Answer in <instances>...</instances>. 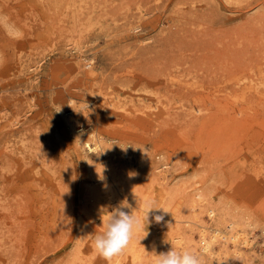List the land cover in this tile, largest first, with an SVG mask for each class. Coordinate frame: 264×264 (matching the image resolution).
I'll list each match as a JSON object with an SVG mask.
<instances>
[{
	"label": "rangeland",
	"instance_id": "rangeland-1",
	"mask_svg": "<svg viewBox=\"0 0 264 264\" xmlns=\"http://www.w3.org/2000/svg\"><path fill=\"white\" fill-rule=\"evenodd\" d=\"M124 201L140 225L107 260L93 238ZM197 221L252 244L209 257ZM171 246L264 264V0H0V264Z\"/></svg>",
	"mask_w": 264,
	"mask_h": 264
},
{
	"label": "clouds",
	"instance_id": "clouds-1",
	"mask_svg": "<svg viewBox=\"0 0 264 264\" xmlns=\"http://www.w3.org/2000/svg\"><path fill=\"white\" fill-rule=\"evenodd\" d=\"M71 107V106H70ZM136 209V208H135ZM135 209L127 201L109 211L104 223V231L93 238L94 248L97 253L107 260H111L123 252L134 236L135 230L140 225V220L134 215ZM160 211L168 213L162 207L156 206L154 202L148 201L144 205V220L150 223L149 216L153 214V220L160 223L164 215L154 214ZM155 254L154 264H202L201 259L189 250L178 251L171 246L167 252Z\"/></svg>",
	"mask_w": 264,
	"mask_h": 264
},
{
	"label": "bare ground",
	"instance_id": "bare-ground-1",
	"mask_svg": "<svg viewBox=\"0 0 264 264\" xmlns=\"http://www.w3.org/2000/svg\"><path fill=\"white\" fill-rule=\"evenodd\" d=\"M85 144H89L86 142ZM91 150L96 149V145L89 147ZM208 213L210 217L213 218L215 215V209L213 207H210L208 209ZM232 220V219H231ZM218 222V221H217ZM198 230H199V235H200V249L206 253L209 257H214L215 250H213L214 245L217 244V241L221 240L224 244V247H228L229 245H232L234 250L233 252L236 255H240L241 251L239 246L244 245V246H250L252 244V239H250L247 235H245L242 231H240L237 228L233 227V222H227V230L223 231L221 230L218 226H214L211 228L212 230L209 232L207 230L208 226L206 223H202L201 221L198 222ZM210 227V226H209ZM210 230V229H209ZM209 232V233H208ZM205 255V254H204Z\"/></svg>",
	"mask_w": 264,
	"mask_h": 264
}]
</instances>
